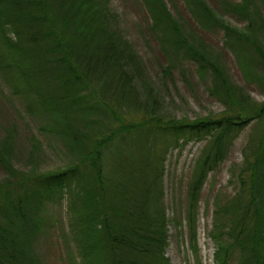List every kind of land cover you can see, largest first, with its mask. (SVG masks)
<instances>
[{
    "label": "trees",
    "instance_id": "obj_1",
    "mask_svg": "<svg viewBox=\"0 0 264 264\" xmlns=\"http://www.w3.org/2000/svg\"><path fill=\"white\" fill-rule=\"evenodd\" d=\"M104 1L0 0V48L6 47L0 50V65L15 67L27 78L43 109L57 115L64 136L77 150V162L65 170L41 176L37 169L20 176L12 168L7 171L11 181L0 183V264H44L37 253L45 227L42 214L49 201L66 196L73 213L70 233L77 243L78 264H170L165 252L168 215L158 181L163 158L149 140L161 129L177 132L175 143L189 131L198 138L209 136L190 187L193 208L209 172L222 161L236 133L264 119V101H253L228 81L217 58L211 60L187 43L188 53L202 60L216 85L220 83L226 109L220 116L191 123L156 119L160 98L143 79V65L129 42L110 25ZM146 1L154 20L162 21L181 43L166 3ZM193 3L205 19L223 27L230 40L241 43L240 61L247 72H254L250 65L264 66L260 3L242 0L226 6L252 23V34L220 21L206 1ZM249 77L259 78L256 72ZM119 104L128 106L130 125L114 124V119L124 122V116L117 114ZM80 119L88 124L79 125ZM255 133L238 175V191L215 210L220 239L216 234L212 238L218 244V264H229L236 250L235 264H264V124ZM139 142L147 145L152 158L137 156ZM9 150L8 145L0 148L2 166L11 164Z\"/></svg>",
    "mask_w": 264,
    "mask_h": 264
},
{
    "label": "rangeland",
    "instance_id": "obj_2",
    "mask_svg": "<svg viewBox=\"0 0 264 264\" xmlns=\"http://www.w3.org/2000/svg\"><path fill=\"white\" fill-rule=\"evenodd\" d=\"M163 1L176 21L182 36L181 43L175 42L179 38L171 34L162 21L154 20L152 6L146 0L104 1L110 14V25L117 28L129 42L136 54L135 59L143 65V79L160 98L156 119L191 123L204 117L220 116L226 109L222 99L225 97L224 92L218 90L220 83L216 85L214 74L207 65L200 63L202 60H196L188 53L185 43L211 60L217 58L232 85L241 87L253 101L263 102L264 66H249L259 77L252 80L249 73L254 72H247L240 61L241 43L230 40L223 27L205 19L193 3L194 0ZM204 1L216 12L220 21L252 34L249 20L226 10L228 3L242 0ZM254 1L260 3L258 17L264 16V4L261 0ZM2 49L6 50V47L2 48L1 45ZM28 83L27 78L15 67L0 65V148L8 145L11 160L8 166L0 164V183L11 181L7 172L11 168L15 174L18 173L17 176L24 172L32 173L36 169L38 171L35 173L41 176L59 169L65 170L77 162L75 144L64 136L57 115L46 113L41 100L31 91ZM127 107L125 104L118 105L117 114L124 116V122L114 119L117 127L131 124ZM101 118L102 121L107 120L103 116ZM78 124L86 126L88 123L80 119ZM263 124L264 119L254 120L236 133L222 161L209 172L193 208L190 187L195 179L196 162L209 142V136L203 134L202 138H198L189 134V131L175 143L177 132L161 129L155 133L156 138L149 140L150 147L161 160L163 158V173L158 181L168 215V244L165 252L170 264H218L215 258L218 244L212 238L216 234L220 239V232L215 225V210L238 191V175L244 167L245 153L249 152L252 137L261 130ZM133 134L138 135L135 130ZM153 136L154 131L151 134ZM146 146L139 142L136 154L140 159L144 155L152 158ZM107 156H110L108 152ZM161 164L158 162L156 166ZM190 210L192 219L189 218ZM42 217L45 227L37 244V253L42 262L78 264L77 243L70 233L73 213L69 208L68 196L49 201ZM236 252L229 264H235Z\"/></svg>",
    "mask_w": 264,
    "mask_h": 264
}]
</instances>
